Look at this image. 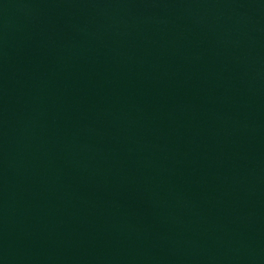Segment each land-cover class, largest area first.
<instances>
[{
  "label": "water",
  "instance_id": "95a60500",
  "mask_svg": "<svg viewBox=\"0 0 264 264\" xmlns=\"http://www.w3.org/2000/svg\"><path fill=\"white\" fill-rule=\"evenodd\" d=\"M0 264H264V0H0Z\"/></svg>",
  "mask_w": 264,
  "mask_h": 264
}]
</instances>
